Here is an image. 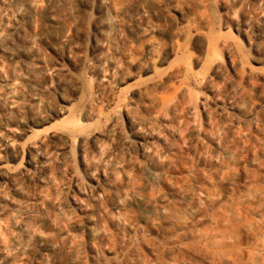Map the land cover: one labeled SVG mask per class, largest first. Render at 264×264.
<instances>
[{
    "label": "rangeland",
    "instance_id": "rangeland-1",
    "mask_svg": "<svg viewBox=\"0 0 264 264\" xmlns=\"http://www.w3.org/2000/svg\"><path fill=\"white\" fill-rule=\"evenodd\" d=\"M90 1L86 9L55 0L73 10L74 51L36 41L49 70L33 82L44 110L59 114L8 135L23 147L41 142L49 160L2 152L16 174L28 173L16 177L20 194L9 181L1 194L23 206L31 229L46 230L47 220L68 227L70 240H61L74 247V264H264V24L255 23L264 0ZM136 3L146 8L135 17L140 31L114 28L115 14ZM12 4L0 1L2 45L17 43L8 25L35 37L51 6L34 0L16 18ZM96 21L110 26L102 47L87 37ZM7 68L0 55V79ZM212 196L222 200L204 202ZM196 207L202 220L179 225ZM5 210L0 247L11 235ZM54 251L35 248L17 264H69L59 245Z\"/></svg>",
    "mask_w": 264,
    "mask_h": 264
},
{
    "label": "bare ground",
    "instance_id": "bare-ground-1",
    "mask_svg": "<svg viewBox=\"0 0 264 264\" xmlns=\"http://www.w3.org/2000/svg\"><path fill=\"white\" fill-rule=\"evenodd\" d=\"M48 1L50 2L51 6L48 7L43 19L39 20L35 37L27 38L23 36V31L18 27L17 24H13L12 26L8 25L10 31H7L6 34H15L17 36L16 45H2L0 43V55L8 60L7 73L6 75L1 76L0 79V184H2L4 181L15 182L14 191L18 194L21 192L20 187H18L20 184L17 182L16 177L17 175L23 177V174L26 175L28 172H26L25 169H20L18 170L19 174H16L17 170H14L12 167L6 165L5 162H3L1 153L5 152L7 155H11L13 158L23 154L27 155L29 159L27 164L30 163L31 158H40L42 159L43 163L48 162L49 158L48 156H45L47 158H44L40 155L39 146H41V142L39 141L28 142L24 147L23 142L14 144L13 139L10 137L11 135H8L9 129L11 127L18 128L23 134V130L28 129L30 123H32L34 127H39L43 124H46L51 115L57 116L59 114L57 110H51L50 108H45L44 110V99L42 98L41 93H39L40 89L38 90V86L36 85L38 82H33L37 77H40L38 76L39 74H44L46 70L44 66L48 65L45 63L44 58L39 54L40 52H38L39 50L36 48V41H50L52 43H50L51 48L55 52L74 51L75 45L77 44V41L74 39L76 30L74 29V24L71 21V18H74L73 10L69 7H58V4H55V0ZM253 1L255 5L258 2L256 0ZM80 3H82L86 9L93 7V4L90 0H80ZM261 3L263 5L262 0ZM33 4L34 0H13L12 15L16 18L23 17L24 9L31 7ZM100 8L101 3H99L98 9ZM132 8V10L127 7L120 9L115 14V21L112 26L117 29H131L136 32L138 25L135 24V17L140 15L141 12H144L146 8L142 4L137 3ZM255 11L257 10L254 8V13ZM97 13H99V11ZM255 23L257 26L264 24L263 8H260V12L255 19ZM96 24H98L97 28H95L93 33L88 34L87 37L88 39H92V44L94 47H102L104 43L107 42V37L104 34V31L110 26L97 21ZM253 25L251 26L253 27ZM259 28L261 29V27ZM143 34L146 35L148 33L143 31ZM143 34L141 32V35ZM48 70H46V72H48ZM61 100L64 101L63 99ZM24 111L29 112L30 116L28 118L23 117ZM64 111L68 112L67 109H64ZM44 133L45 136H48L50 139L57 140L60 138H65L64 142L67 144H71L76 140V138L78 139V137H75L74 139V137H67L59 132H51L49 130H44ZM258 199L264 203V194H260ZM221 200L222 199L220 196H212L206 198L204 202L211 204L219 203ZM131 201L135 204H138L142 202V199L138 194H133L131 196ZM9 207L11 211H13L9 226L11 235L8 239L6 238L7 240L5 239L6 243L4 241L3 246L0 247V264H17V262L23 259V256H25L28 252L33 251L35 248H38L40 252L46 254L48 251L53 252L56 250L58 245L60 247V251L66 255L68 263L74 264V257L77 255H75L74 247H72L70 243H67L68 245H66V242L65 244L62 243L63 238L68 240L71 237L68 227L64 226V224H62V227L61 222L47 220L46 230L41 231L38 229H31V226H29L30 224H27L28 222L30 223V221L27 219L26 222V220L23 218L25 217L23 216L25 214L23 206L11 202L9 198H6L4 194H1L0 190V219L3 214H5V209ZM114 207L119 208V205L115 204ZM197 207L189 209L184 214H182L183 216L179 217V225L186 226L190 223H199L202 220V212ZM158 213H160V211H158ZM80 230L86 231L91 237L93 236V233L89 230L88 225L86 224L81 226ZM217 242V245H221L220 243H222L221 241L218 242L219 244ZM70 246L73 249L69 248ZM187 253L195 255V253L191 252V250H189ZM209 260L213 261L215 259Z\"/></svg>",
    "mask_w": 264,
    "mask_h": 264
}]
</instances>
